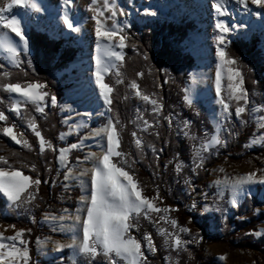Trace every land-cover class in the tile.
<instances>
[{
	"label": "rangeland",
	"instance_id": "374dc122",
	"mask_svg": "<svg viewBox=\"0 0 264 264\" xmlns=\"http://www.w3.org/2000/svg\"><path fill=\"white\" fill-rule=\"evenodd\" d=\"M5 2H7V0H0V7H2ZM28 2L29 0H25V4ZM35 2H37V4L40 3L38 5H42L39 11L31 7L13 5L11 9L6 10L4 15L6 19H8L15 15L16 12H20V15L17 17L21 18L26 25L24 28L26 35L30 30H34L44 33L52 39H65L70 41V46L77 49V52L74 59L70 61L64 69L54 74L55 81L62 89L60 100L53 105L51 104V99L47 100L45 95L44 99L39 102L40 105L43 106V109L55 106L58 109V115L60 117L62 131L56 137L59 147L54 148L55 166L56 171L59 173V179L53 184L54 186L58 185L60 192L56 199L57 204L53 207L48 206L45 208L35 220L39 236L35 238L33 246L34 253L38 260H34L33 263L75 264L80 257H84L88 260L93 259L90 254H79L65 247V245L71 243L72 239V231L69 229V226L75 224L77 216H80L82 219L86 214L82 196L86 190V185L90 187L92 163L103 155V150L106 148V141L103 137L106 133L101 131L100 134L97 135L96 132L97 130L103 129L108 120L111 119L109 104H104L100 112L98 109L97 112H93L95 107L93 99L95 98L94 91L96 88L95 78L92 75L96 68L92 63L94 61L93 57L96 56L98 48L108 44L112 45L116 52L121 53V55L123 49L115 46L117 44V37H115L114 41L102 40L98 45L94 36V22L91 20L92 15L95 13L90 10V7H76L75 0H73L70 8H61L64 9V12H67L70 21L78 26V31L73 33L63 26V21L61 19L53 17L52 8L45 0H35ZM191 2L190 0H124L123 3L119 1L116 2L117 15L113 18L118 22L132 19L139 24H143L155 19L169 21V16L171 14L176 17L179 15L178 13L185 10L188 13V18L195 22L196 29L178 46L183 54L192 58V66L190 69L186 70L185 85L182 89V106L184 108L191 107L196 112L203 115L211 129L209 131L203 129L201 133L202 136H197L189 129V121L172 120L176 134L187 139L189 143V155L187 159H178L174 161L172 171L174 177L179 180L182 197L185 200L184 206H182L185 216L180 223L175 213L177 206L173 203H163L158 195L148 197L137 184L141 195L148 198L155 208L168 209V211L161 213L147 210V219L143 214L145 210H142L140 214H131L133 217L132 222L137 226L135 228H130L128 233L137 240L138 238L134 237L132 234L136 235L139 229H143L140 223L150 225L156 234L164 239V242L167 238V243L164 244L165 248L175 252L183 248L190 234L194 235L201 232L198 223L202 216L207 219V226L204 230L207 238L220 237L222 229H224V225L227 221H229L230 224L233 220H245L244 217L234 216L233 212L247 198L255 199L256 207L253 210V214L257 222L253 230H249L245 234L249 236L251 240H257L264 236V184L260 183L261 179L264 178V148L261 152L246 156L241 160H234L230 156V153H227L205 170L206 175L200 183L194 181L196 170L199 169L201 164L206 160V157L209 154L213 156L217 155L220 151L225 149L227 143L225 122L229 119V112L223 111V106L218 102L216 96V71L218 63L221 66L220 100L223 101L222 96L227 100L234 99L232 98L231 86H235V84L239 83L240 89H242L240 78H235L232 81L228 79V70L232 68L231 65L218 61L215 56V37L219 34L215 28V24L218 19L221 21L225 19L224 23L226 25L237 24V27L227 34L224 44L222 45L223 49H225L232 39H248L251 33H257L259 35L257 49L260 52V50L264 48V35H262V33H264V6H259L256 10L251 8L252 11L250 13H242L234 6L230 7V5L228 6L222 3L228 11L226 15L218 16L216 11L211 7L214 1L211 2L207 0V3L203 5L201 9L197 10L193 8V2ZM145 9L155 14L147 15ZM121 10L123 11V15H120ZM170 10H173L171 14L168 12ZM102 12L103 16L99 18L102 20L105 27L110 26L113 20L104 21L103 18L104 16H110L111 13L105 10H102ZM230 12L232 15L228 16ZM6 31L9 32V30ZM238 33H246V35H238ZM10 36H14V34L10 33ZM15 39L18 40L19 38L16 37ZM17 58L20 62L18 64H13L11 63L9 54L3 50L0 52V61L7 68L18 67L21 60L26 65L31 66V55H26L23 52L22 45L19 46ZM120 63L121 61L116 60L110 63L108 71L101 74L102 83H105L104 79L108 75H110L112 79L117 78V67ZM19 85L22 89L26 90L29 84ZM129 88L130 95L137 99V111L147 108L150 112L154 113L159 110L157 104L153 103L154 100L149 98L148 101H145L140 96L136 95L137 90L132 89V87ZM35 91L45 93L44 87H38ZM107 95L109 96L110 93H107ZM7 96L10 100V108L8 111L23 123L24 127L34 135L30 127L33 121L22 117L23 107L27 104L33 105L37 115L42 114L43 111L37 112L36 102H30L27 97H21L18 94L8 92ZM141 96L144 95L141 94ZM259 96L261 103L258 105L250 101L247 96L246 100L244 98L239 99L247 104L248 122L253 126L251 137L242 145V149L246 152L261 149L264 146V93L259 94ZM259 96H257V98ZM223 102L227 104L226 101ZM13 105H15V110H13ZM81 105L86 106V109L92 110V112L85 116H81V110L79 109ZM140 111L134 118V128L138 132H144L150 127V123H148L147 126L145 125V121L147 120L141 116ZM234 117L235 120L238 121L235 111ZM112 126L119 141L118 133L113 122ZM4 127H6L4 121H0V135L2 136H4ZM13 133L16 135L17 140L23 142L21 133H17L14 129ZM4 137L7 138L10 144L16 147H24L23 143H16L8 136ZM136 139L139 138L137 136L134 137L135 145H137L135 143ZM214 139L218 142L213 143ZM73 143H79L81 146L73 149L70 147ZM38 145L40 150L39 142ZM205 145L208 146L207 151H204ZM47 147L48 145L45 142L44 150ZM61 148L67 149L65 153L66 164H58L57 162L59 155L58 150ZM89 153L92 154V159L85 160V156ZM113 159L116 161H113ZM111 161L115 163L117 167L123 169L127 166L122 156L113 155ZM69 168H71V172L69 173L71 178L65 181L64 173L68 171ZM3 169L6 171L8 170L5 168ZM83 169H88L87 175L78 177L77 174ZM249 174H254V182L244 184L242 192L234 193L230 186L235 181ZM32 187L33 184L30 182L29 187L20 194V199L25 194L20 202V199L15 202H9L2 193H0V199L3 201L5 207L12 208L18 216L24 214L29 217L26 206L29 205L32 198L30 193ZM75 191L77 197L72 200L71 196L75 195ZM153 197H156V199L153 200ZM71 200L73 201L74 207L69 209L68 204L71 203ZM233 201H235V206L233 205ZM61 215L65 216L66 219L64 221L59 220ZM2 216L8 217L9 213L5 210ZM162 216L166 217V219H161ZM53 217L56 219H53ZM171 220L177 222L175 228L171 225ZM29 221L32 222V218L29 217ZM60 224L64 225L63 229L59 228ZM54 227L57 230H54ZM180 227L187 228L188 232H181ZM161 229L163 230L162 232ZM229 229V232L233 234L235 229L234 225L230 224ZM18 230L21 229L0 223V235L3 237L12 236ZM77 236L82 238V232H77ZM144 236L145 234L141 235L140 239L137 241L140 242L141 252L145 256L150 250L146 246ZM173 236H177L181 241V244L175 249H173L171 245ZM238 237L240 236H236V238ZM22 239L26 242L24 236H22ZM54 242L62 246L60 252L54 250ZM167 262V264H171L172 261L168 260ZM20 264H23L22 259ZM103 264H108L107 258H105ZM117 264H126V262L118 260ZM200 264H264V250L262 253L252 249L230 250L225 244L210 243L203 247Z\"/></svg>",
	"mask_w": 264,
	"mask_h": 264
},
{
	"label": "trees",
	"instance_id": "16d2710c",
	"mask_svg": "<svg viewBox=\"0 0 264 264\" xmlns=\"http://www.w3.org/2000/svg\"><path fill=\"white\" fill-rule=\"evenodd\" d=\"M168 12L171 14L173 10ZM178 14L176 17L171 14L169 21L155 19L139 24L135 20L128 19L119 22L124 25L120 29V34L125 37L123 59L117 67V78L112 79L108 75L104 82L112 89L109 95L111 101L109 114L118 133L117 151L123 154L122 158L127 164L124 169L132 175L145 195L148 197L158 195L163 203H173L177 206L175 213L181 223L185 216L182 207L185 200L182 197L179 180L174 177L172 171L174 161L187 159L189 143L187 139L176 134L172 120L189 121V129L197 136H202L203 129L209 131L211 128L203 115L191 107L182 106V89L185 85L186 70L192 66V58L183 54L178 46L196 28L195 22L188 18L185 10ZM27 37L32 51L31 66L21 60L18 67L7 68L0 61V112L6 117L4 124L12 126L17 133H21L22 140L27 142L28 147H16L10 144L6 137L0 135V157L7 161V164L0 161V168L11 167L28 176L31 181L39 179L41 183L38 186L33 184L30 191L32 198L26 206L32 222L26 215L18 216L12 208L5 207L0 199V223L24 231L23 236L29 253L28 264H34L33 261L38 259L34 253L33 243L39 236L35 220L45 208L57 204L56 199L60 192L58 185H53L59 179L54 148L59 147L56 137L62 131V127L55 106L45 108L40 115L36 114L33 105L27 104L23 107L22 117L33 121L43 140L47 145H51L41 152L35 135L8 111L10 100L3 86L37 83L43 85L47 100L55 97L58 102L62 89L55 81L54 74L64 69L74 59L77 49L70 46L68 40L52 39L34 30H30ZM258 40L259 35L251 33L248 39L230 40L224 49L226 58L235 61L231 67L241 73L242 90L256 105L261 103L259 94L264 93V61L257 49ZM137 72L142 75L137 77ZM132 83L137 85V90L141 94L154 100L159 108L154 113L147 108L139 110L141 116L150 123V127L144 132H138L134 128V118L139 111H137V99L130 95L129 87ZM222 98L227 102L229 112V119L225 122L226 147L217 155L209 154L206 157L196 170L194 179L196 183L201 182L206 175L205 170L216 163L221 156L230 153L232 159L241 160L261 152L264 148L263 146L261 149L248 152L242 149V145L251 137L253 131V126L248 122L247 104L242 100H227L224 96ZM238 106L244 107L245 111L237 121L234 111ZM133 133L140 139V145L134 144ZM74 194L71 196L72 200L77 197L76 191ZM72 200L68 204L69 209L74 207ZM255 207L254 198L245 199L233 212L234 216L244 217L245 220L230 222L235 228L233 234L229 232L230 224L227 221L220 237H206L204 230L207 219L202 216L198 223L201 232L190 234L183 248L176 252L165 248L164 239L157 235L150 225L140 223L143 229L132 235L139 240L141 235L149 234L156 249L144 256L142 264H167L168 260L172 261L171 264H200L203 247L210 243L225 244L230 250L252 249L262 253L264 236L251 240L245 234L253 230L257 222L253 214ZM5 210L9 213L8 217L2 216ZM238 235L240 237L236 238ZM104 261L105 257L98 254L91 260L80 257L75 264H103Z\"/></svg>",
	"mask_w": 264,
	"mask_h": 264
},
{
	"label": "snow or ice",
	"instance_id": "6c2138e0",
	"mask_svg": "<svg viewBox=\"0 0 264 264\" xmlns=\"http://www.w3.org/2000/svg\"><path fill=\"white\" fill-rule=\"evenodd\" d=\"M96 2L97 0H91V5H95ZM236 2L241 6L246 7L245 0H236ZM72 3L73 0H59V7L70 8ZM251 3L257 6H264V0H251ZM13 5L31 7L37 11H39L42 6L38 5L35 0H29L27 4H25V0H7V2L0 7V49L9 54L11 63L18 64L20 62L17 58L19 46H23V52L26 55H32V51L29 47L26 32L24 31L26 25L23 20L16 15L6 19L4 15L6 10L11 9ZM116 7L115 0H105L104 10L110 12L111 15L104 16L103 19L104 21L112 19L113 22L110 26L105 27L104 23L99 18L103 16V12L99 8L90 7V10L95 13L92 15L91 20L94 22V36L98 45L102 40L111 41L113 37H117V44L115 46L123 49L125 47V37L120 34V29L123 28L124 25H121L118 21L113 19L117 15ZM211 7L216 11L218 16H224L227 14L228 9L222 6L221 0H214ZM145 12L147 15L155 14L147 9H145ZM120 15H123L122 10ZM58 19L63 21V26L69 31L73 33L78 31V26L70 21L67 12L58 13ZM236 27L237 24L226 25L219 19L215 24V28L219 33L215 37V56L218 61L227 65H232L235 61L226 58V52L222 45L224 44L227 34ZM4 29L9 30V32H3L2 30ZM10 33L14 34V36H10ZM238 35H246V33H238ZM262 35H264V33H262ZM16 37L19 39L16 40ZM97 51L98 55L93 57L96 69L92 75L95 78L96 87L99 89L100 98L105 105H108L111 101L107 93H110L112 89L107 84L101 82V74L108 71L113 57L116 61H121L123 57L121 53L112 51L107 46L103 49L98 48ZM260 52L261 59L264 60V48H262ZM136 75L139 77L142 73L137 72ZM235 78H240L242 81L240 71L230 68L228 70V79L229 81H232ZM220 80L221 66L218 63L216 71V96L218 102L223 106V111L227 112L228 105L220 100ZM3 87L8 93H15L21 97H27L30 102H36L37 112H42L44 110L39 102L44 99L46 93L35 91L38 87H43L42 85L29 84L26 90L22 89L19 84H4ZM131 87L132 89L137 90V85L135 83H132ZM231 92L232 98L237 100L244 98L246 100V94L240 89L239 83L235 84V86H231ZM136 95L140 96L145 101L149 100L148 96H141V93L138 90L136 91ZM56 103V98L52 97L51 104L55 105ZM153 103L155 102L153 101ZM13 110H15V105H13ZM244 111V107L238 106L235 109V115L237 118H239ZM85 115H87V113H85ZM5 119L6 117L4 113L0 112V121H4ZM145 125H148L147 121H145ZM30 127L40 144V151L43 152L45 141L41 137L40 131L36 129L35 123H31ZM101 131L106 133V148L103 150V155L92 163L90 187L86 185V190L82 196L86 214L82 219L80 216H77L75 224L69 226V229L72 231V239L71 243L65 245V247H68L79 254H90L93 259L98 253L102 254L107 258L108 264H117L118 260H123L126 264H142L144 254L141 252V244L128 234L130 228H135L137 226L132 222L133 217L131 214H140L142 210H145L143 214L147 219V210L164 213L167 212L168 209L155 208L148 198L141 195L137 182L129 172L121 167H117V165L111 161L113 155H123L116 151L119 141L112 126L111 119L108 120L103 129L97 130L96 134L99 135ZM3 135L10 137L16 143H23L24 147H28L26 141L22 142L17 140L16 135L13 133L12 126L4 127ZM133 136L135 137L134 133ZM217 142L218 141L215 139L213 140V143ZM135 143L139 145L141 141L136 139ZM80 146L79 143H73L70 145L73 149L79 148ZM48 147H51V145L49 144ZM207 150L208 146L205 145L204 151ZM58 152V164H66L65 153L67 152V149L61 148ZM84 159H92V154L89 153ZM0 161L7 164V161L4 160L3 157H0ZM70 172L71 168L64 173L65 181L71 178L69 175ZM87 173L88 169H83L77 174V176H84L87 175ZM253 176L254 174H249L248 176L235 181L230 186L231 190L234 193L242 192L244 184L254 182ZM30 182L36 186L41 183L39 179L30 181L28 176L22 175L20 171L13 170L11 167H9L7 171L0 168V193H2L9 202H15L20 199V194L29 187ZM260 183L264 184V178L261 179ZM155 199L156 197H153V200ZM233 205L235 206V201H233ZM53 219L56 218L53 217ZM65 219L66 218L63 215L59 217L60 221H64ZM161 219H166V217L162 216ZM170 223L173 228L177 226L175 220H171ZM59 228L63 229L64 225L60 224ZM54 230L57 229L54 227ZM162 231L163 230L161 229V232ZM180 231L187 233L188 229L180 227ZM77 232H82V238L77 236ZM22 236L23 230H18L14 235L8 237L0 235V264H20L21 259L23 260V264H28V248L26 242L22 239ZM144 240L146 241V246L149 250L154 252L156 249L152 245L149 234L145 233ZM165 243H167V238ZM180 244V239L177 236H173L171 241L173 249L177 248ZM61 247L62 246L59 243L54 242V250L56 252H60Z\"/></svg>",
	"mask_w": 264,
	"mask_h": 264
},
{
	"label": "bare ground",
	"instance_id": "6f19581e",
	"mask_svg": "<svg viewBox=\"0 0 264 264\" xmlns=\"http://www.w3.org/2000/svg\"><path fill=\"white\" fill-rule=\"evenodd\" d=\"M45 1L51 6L52 12H53V17H55V18L58 19V13H63L64 12L63 11L64 9H61L59 7V0H45ZM119 1L123 3L124 0H115V2H119ZM190 1L193 2V8L196 9V10L197 9H201V7L207 3V0H190ZM208 1L213 2L214 0H208ZM221 2L224 3L225 5L226 4L228 6L230 5V7L234 6L235 8H237V9L240 10V11L238 10L239 12H242V13H250L252 11L251 8H253L254 10H256L259 7L257 5H253L251 3V0H245L246 7L245 6H241L240 4H238L236 2V0H221ZM104 3H105V0H97V2H96L95 5H91V0H75L76 7L80 6V7H83V8H85V7H88V8L89 7L99 8L101 11L104 10ZM38 4H40V3H38ZM222 6H223V4H222ZM60 9H61V11H60ZM15 15L16 16L20 15V12H16ZM230 15H232L231 12L228 13V16H230ZM222 21L224 22L225 19H223ZM4 32H7V31L4 30ZM114 39H115V37L112 38V41H114ZM215 44H216V40H215ZM106 46L109 47L110 50L116 51L115 48L112 45H109V44L100 47V49H103ZM1 51H2V49H0V52ZM96 55H98V51H96ZM105 59H107V58H105ZM113 61L115 62V58L114 57L112 58L111 62H113ZM92 63L94 65V67H96L95 61H93ZM94 93H95L94 94L95 95V98L93 99V104L95 105V107L93 109V112H97L98 110L100 112L103 109V107H104V102H103V100L99 96V89L97 87L95 88ZM79 109L81 110L80 111V115L81 116H85V113L90 114L92 112V110L86 109V106H84V105H81V107H79ZM80 115H78V116H80ZM103 137L105 138V141H106V135L105 134H104Z\"/></svg>",
	"mask_w": 264,
	"mask_h": 264
}]
</instances>
